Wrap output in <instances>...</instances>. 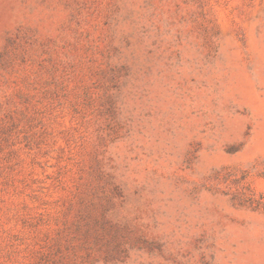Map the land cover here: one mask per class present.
Instances as JSON below:
<instances>
[{
    "label": "rangeland",
    "instance_id": "obj_1",
    "mask_svg": "<svg viewBox=\"0 0 264 264\" xmlns=\"http://www.w3.org/2000/svg\"><path fill=\"white\" fill-rule=\"evenodd\" d=\"M0 264H264V0H0Z\"/></svg>",
    "mask_w": 264,
    "mask_h": 264
}]
</instances>
